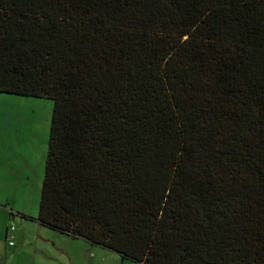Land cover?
<instances>
[{
  "label": "trees",
  "instance_id": "1",
  "mask_svg": "<svg viewBox=\"0 0 264 264\" xmlns=\"http://www.w3.org/2000/svg\"><path fill=\"white\" fill-rule=\"evenodd\" d=\"M0 91L53 98L23 216L139 264H264V0H0Z\"/></svg>",
  "mask_w": 264,
  "mask_h": 264
},
{
  "label": "rangeland",
  "instance_id": "2",
  "mask_svg": "<svg viewBox=\"0 0 264 264\" xmlns=\"http://www.w3.org/2000/svg\"><path fill=\"white\" fill-rule=\"evenodd\" d=\"M52 109L50 96L0 91V153H5L17 165L21 164L13 176L14 183L8 188L12 193L4 202L8 209L12 208L13 216L7 220L10 226L17 225L21 209L38 210ZM0 239V264L5 259L7 264L10 250L5 251L3 240L10 244L14 241L12 237L5 238L4 232ZM103 255L104 260L97 258V264H118V258L125 264H138L135 260L121 258L114 250L100 256Z\"/></svg>",
  "mask_w": 264,
  "mask_h": 264
},
{
  "label": "crops",
  "instance_id": "3",
  "mask_svg": "<svg viewBox=\"0 0 264 264\" xmlns=\"http://www.w3.org/2000/svg\"><path fill=\"white\" fill-rule=\"evenodd\" d=\"M18 166L21 164L17 165L5 153H0V238L4 232L5 238L12 237L14 241L10 244L9 241L7 243L3 240L5 251L10 250L7 264H97V258L102 260L105 258V255L101 257V254L113 251L90 243L82 237L64 235L63 232L49 228L37 219L25 217L21 213L17 216V225L14 227L13 224L11 228L7 220L13 216L12 208L8 209L4 202L9 199L8 194L12 193L8 188L14 183L12 179L16 175ZM21 211L31 215H36L38 212L32 209H21ZM81 246L82 250H80ZM118 261L120 264H125L124 260L118 258ZM5 262L6 259L3 264Z\"/></svg>",
  "mask_w": 264,
  "mask_h": 264
},
{
  "label": "built area",
  "instance_id": "4",
  "mask_svg": "<svg viewBox=\"0 0 264 264\" xmlns=\"http://www.w3.org/2000/svg\"><path fill=\"white\" fill-rule=\"evenodd\" d=\"M11 228H13V225L12 226H10ZM10 242H12V241H10Z\"/></svg>",
  "mask_w": 264,
  "mask_h": 264
}]
</instances>
